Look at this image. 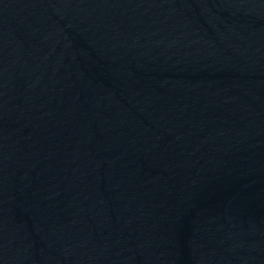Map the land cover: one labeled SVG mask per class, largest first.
Masks as SVG:
<instances>
[{"label": "water", "instance_id": "95a60500", "mask_svg": "<svg viewBox=\"0 0 264 264\" xmlns=\"http://www.w3.org/2000/svg\"><path fill=\"white\" fill-rule=\"evenodd\" d=\"M0 264H264V0H0Z\"/></svg>", "mask_w": 264, "mask_h": 264}]
</instances>
